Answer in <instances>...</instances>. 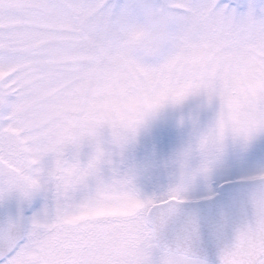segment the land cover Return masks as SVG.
Instances as JSON below:
<instances>
[{
  "label": "snow or ice",
  "instance_id": "snow-or-ice-1",
  "mask_svg": "<svg viewBox=\"0 0 264 264\" xmlns=\"http://www.w3.org/2000/svg\"><path fill=\"white\" fill-rule=\"evenodd\" d=\"M0 264H264V0H0Z\"/></svg>",
  "mask_w": 264,
  "mask_h": 264
}]
</instances>
